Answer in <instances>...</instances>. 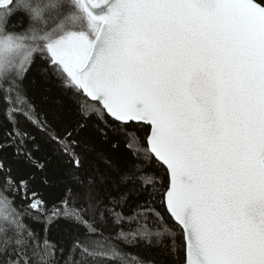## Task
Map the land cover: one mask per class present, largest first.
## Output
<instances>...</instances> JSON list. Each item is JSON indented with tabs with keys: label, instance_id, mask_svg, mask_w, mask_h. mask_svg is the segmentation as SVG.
Instances as JSON below:
<instances>
[{
	"label": "snow or ice",
	"instance_id": "snow-or-ice-1",
	"mask_svg": "<svg viewBox=\"0 0 264 264\" xmlns=\"http://www.w3.org/2000/svg\"><path fill=\"white\" fill-rule=\"evenodd\" d=\"M57 6L0 0V264H264V0Z\"/></svg>",
	"mask_w": 264,
	"mask_h": 264
},
{
	"label": "rangeland",
	"instance_id": "rangeland-1",
	"mask_svg": "<svg viewBox=\"0 0 264 264\" xmlns=\"http://www.w3.org/2000/svg\"><path fill=\"white\" fill-rule=\"evenodd\" d=\"M62 1H63V3H56L55 0H49V2H48V0H39V2H42V3H56V4H58L57 7L51 8L45 13L46 24H47L48 29L55 28V27L62 24L64 27V32L61 33L60 35H67L73 31H77L78 27H77V25L73 24V22L71 20L67 19L75 11V9L70 6L71 0H62ZM64 3H66V5ZM58 9L61 10L60 11L61 15L59 16V18L55 22L47 21V19H49L48 17H46L48 12L58 10Z\"/></svg>",
	"mask_w": 264,
	"mask_h": 264
},
{
	"label": "trees",
	"instance_id": "trees-1",
	"mask_svg": "<svg viewBox=\"0 0 264 264\" xmlns=\"http://www.w3.org/2000/svg\"><path fill=\"white\" fill-rule=\"evenodd\" d=\"M14 2H15V0H14ZM48 2H49V0H48ZM55 2L56 3H63L62 0H55ZM64 4L66 5V3H64ZM60 11L61 10L58 9V10L48 12L46 17H48L49 19H47V21L55 22L59 18V16L61 15ZM26 19H27V17L25 16V14L23 12H20V11H18L12 17L13 22H18L20 20H26ZM134 149H135V145H132L129 150L132 151ZM157 172H159V168H157ZM60 194H61V189L58 185H54L50 188H47L46 190H43V195L48 200L49 204L54 203L58 199Z\"/></svg>",
	"mask_w": 264,
	"mask_h": 264
}]
</instances>
